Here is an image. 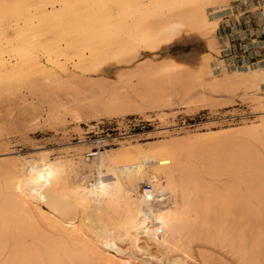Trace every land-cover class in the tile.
<instances>
[{"label":"bare ground","instance_id":"bare-ground-1","mask_svg":"<svg viewBox=\"0 0 264 264\" xmlns=\"http://www.w3.org/2000/svg\"><path fill=\"white\" fill-rule=\"evenodd\" d=\"M229 2L0 0V101L39 92L49 124L80 127L142 113L137 98H152L162 122L169 89L198 77L187 81L185 65L172 58L139 63L142 51L201 32L217 52L212 33L231 13ZM205 58V85L239 80L255 90L260 123L243 126L264 148V61L232 78L217 72L213 55ZM108 63L126 66L113 92L70 74ZM190 136L123 142L89 158L91 148L74 145L57 163L45 153L1 160L0 264H264V151L232 133L212 145Z\"/></svg>","mask_w":264,"mask_h":264},{"label":"rangeland","instance_id":"rangeland-1","mask_svg":"<svg viewBox=\"0 0 264 264\" xmlns=\"http://www.w3.org/2000/svg\"><path fill=\"white\" fill-rule=\"evenodd\" d=\"M229 3L232 6L231 13L218 23L215 32L212 33V36L218 41L217 52L216 49L211 48L209 37L201 32L183 34L165 48L158 50L144 49L142 51L141 58L138 59L139 63H161L166 58H172L177 64L185 65L187 71L184 70L183 72L185 76L188 75V77H185L187 81H194L196 77H198L196 78L198 80L201 79L200 82L196 79L191 82V86H189L195 87L189 89V91L192 90L191 92L185 91L188 90L189 86L185 88L186 86L183 84L182 87L180 85V87L178 85V87L174 86L175 90L173 87L169 89V94H167L169 100H167L170 105L162 108L165 113L163 114V123L158 118L161 109L152 107V98L144 100L138 97V103L145 107H143L142 113L133 112L125 117H109L103 118V120L84 122L80 127L72 122H67L65 125L61 123L49 124L46 121L45 109L47 104L42 102L40 93L24 91L25 94L22 93L23 97L14 99L12 102L0 101V161L3 159L4 161H10L17 157H29L45 153L51 162L57 163L68 158L69 151L74 145L84 147V153L87 152L92 148L90 139L95 134L106 135L108 131L116 132L117 130H113V128L117 126L125 133L140 132L141 130L136 127L139 120L150 122L148 132L134 137L125 135L123 139L118 140L116 145L104 149L119 148L125 143L128 145H140L142 143L143 146H147L153 141L165 142L189 137L190 135V137L197 139L199 143L212 145L221 141V138L224 139L227 134L231 136L232 133L230 139H236L237 142L247 141L250 144L252 143L253 149L263 152V146L255 141L253 137H250L247 129H245L246 127H244L247 124L260 123L263 110L253 99L255 90L244 84H242L244 87L241 84L239 85L241 83L239 80H235L236 82L231 85L226 84V81H222L225 84H221L222 82L219 84L220 86L227 85V87H220L219 85H217L218 87H211L204 83L209 79L210 73L205 61L206 54L213 55L214 59L218 60V63L220 62L221 68L218 65L219 69H217L219 74L224 73L223 70H225V73L232 78L234 77L233 73L245 64L255 65L264 61V0H230ZM110 64H106L108 66L105 65L100 71L89 75H84L79 70L71 71L70 74L75 73L78 77L83 76V79L92 81L95 87L103 85L108 87L110 92H113L118 90L115 87H118L120 72L126 66L121 64L120 68L118 65ZM204 70L206 75L202 74ZM192 83L195 85H192ZM236 83L237 85H235ZM178 88H182V90ZM176 90L177 93L175 94ZM178 90L181 92L178 93ZM173 92L176 96L172 94ZM190 105L193 109L190 108ZM191 118H196V125L190 128L185 127L184 123L188 124ZM157 128L164 131L156 134L151 133ZM261 155H263L262 160L264 163V152ZM91 182H94V180H91ZM179 263H182V260H179Z\"/></svg>","mask_w":264,"mask_h":264},{"label":"built area","instance_id":"built-area-1","mask_svg":"<svg viewBox=\"0 0 264 264\" xmlns=\"http://www.w3.org/2000/svg\"><path fill=\"white\" fill-rule=\"evenodd\" d=\"M196 118H191L190 122L188 124L184 123L185 127H192L196 125ZM141 131L140 132H135V133H125L120 130V128L117 126L114 129H116V132L113 131H108L106 132V135L102 134H95L94 137L90 139V142L92 144L91 151L87 152V157H93L97 154V152L100 149H104L106 147H110L112 145H116L119 139H123V137L130 136L134 137L140 134H145L148 132V129H150V122L145 121V120H139L138 123L136 124ZM145 190L147 191H152V186L150 184H145Z\"/></svg>","mask_w":264,"mask_h":264},{"label":"crops","instance_id":"crops-1","mask_svg":"<svg viewBox=\"0 0 264 264\" xmlns=\"http://www.w3.org/2000/svg\"><path fill=\"white\" fill-rule=\"evenodd\" d=\"M144 119V118H143Z\"/></svg>","mask_w":264,"mask_h":264}]
</instances>
